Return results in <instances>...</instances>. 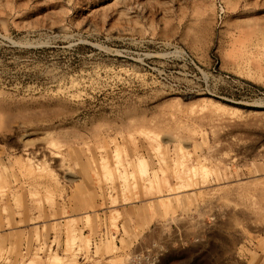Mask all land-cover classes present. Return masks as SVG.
Instances as JSON below:
<instances>
[{
	"label": "rangeland",
	"instance_id": "1",
	"mask_svg": "<svg viewBox=\"0 0 264 264\" xmlns=\"http://www.w3.org/2000/svg\"><path fill=\"white\" fill-rule=\"evenodd\" d=\"M52 257L264 264V0H0V264Z\"/></svg>",
	"mask_w": 264,
	"mask_h": 264
},
{
	"label": "bare ground",
	"instance_id": "2",
	"mask_svg": "<svg viewBox=\"0 0 264 264\" xmlns=\"http://www.w3.org/2000/svg\"><path fill=\"white\" fill-rule=\"evenodd\" d=\"M141 162V161H140ZM139 162V164H138V166H139V168L141 167V166H143V164H144V162H143V164L141 165V163ZM141 165V166H140ZM145 165V164H144ZM145 167H146V165H145ZM144 167V168H145ZM144 168H141V170L143 169L144 170ZM204 168V167H203ZM140 169H139V171H141ZM141 171V172H145V171ZM146 170V169H145ZM202 171V170H201ZM206 171V170H205ZM203 172V171H202ZM201 172V173H202ZM203 175V174H202ZM108 176V175H107ZM153 181H154V179H153ZM155 182H157V181H154V183ZM151 183V180L149 181V184ZM152 185V184H151ZM157 185V184H156ZM156 185H154L155 187H156ZM153 186V185H152ZM72 223V222H71ZM70 225V224H69ZM71 226V225H70ZM54 256H56V255H54ZM60 259L59 258H57V257H52L51 258V262L50 263H52V264H57L58 263V261H59ZM36 261H34L32 264H36L35 263ZM60 264V263H59Z\"/></svg>",
	"mask_w": 264,
	"mask_h": 264
}]
</instances>
